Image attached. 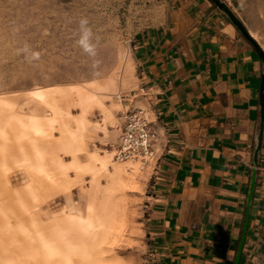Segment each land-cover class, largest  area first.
<instances>
[{
  "label": "crops",
  "instance_id": "crops-1",
  "mask_svg": "<svg viewBox=\"0 0 264 264\" xmlns=\"http://www.w3.org/2000/svg\"><path fill=\"white\" fill-rule=\"evenodd\" d=\"M162 1L166 22L135 36L119 101L105 102L115 105L116 123L92 132L107 137L116 128L114 138L128 106L148 112L158 135L144 200L152 264H235L247 223L240 264H264V65L211 0ZM222 2L233 11L230 0ZM85 118L95 122L91 108ZM122 166L123 177L145 168L137 161Z\"/></svg>",
  "mask_w": 264,
  "mask_h": 264
},
{
  "label": "rangeland",
  "instance_id": "rangeland-1",
  "mask_svg": "<svg viewBox=\"0 0 264 264\" xmlns=\"http://www.w3.org/2000/svg\"><path fill=\"white\" fill-rule=\"evenodd\" d=\"M230 1L236 16L264 46V0ZM167 15L168 9L162 0H0V129L14 137L18 130L13 131L12 127H18L17 119L27 120L30 117L44 122L53 113V106L57 105L62 110V118L55 119L54 128L48 132L50 138L40 137L29 130L31 138L47 145L61 139L67 131L78 132L83 136L86 150L88 144L90 151L97 150L103 154L87 150V155L80 157L82 162L89 161L92 154L98 153L113 164L118 163L114 160V153L107 151L113 152L121 132L114 138L116 128L110 127L107 137L102 132L98 135L94 133L98 130L85 118L87 112L91 108V120L96 122L102 121L103 111L90 95L100 93L105 106L111 108L114 114L115 105L110 107L105 102L119 101L117 91L120 82L124 85L128 81L135 36L148 27L163 25ZM82 20H87L86 27L92 30L94 54L85 52L79 43ZM132 75L133 82H136L135 69ZM36 88L52 92L48 96L49 102L27 95ZM76 88L82 90L81 96ZM134 88L132 83L131 87L121 89V93ZM81 108L83 113L76 116ZM13 109L16 113L11 116ZM121 112L122 109L116 113L118 119ZM81 120L87 127L79 131L78 122ZM7 145L8 141H3L0 136V147L5 149ZM14 149L17 150L15 154H6L5 161L11 168L12 189L23 191L29 179L15 168V162L22 159L23 154L18 152V146ZM70 160L69 155L62 158L65 162ZM123 172L124 169L120 178L126 185L120 191L122 199L117 204L123 210V229L116 240L112 236L103 240L100 258L102 264H152L144 201L152 183L149 168L145 167L137 174H126L124 177L129 183L125 181ZM66 179L73 181L74 201L83 209L102 201L107 181L105 175L98 173L93 178L91 174H86L76 181V173L71 171ZM40 181L42 184H36L38 191L34 195L30 191L25 198L31 208L42 213L37 220L46 235L50 236L48 229H53L54 225L47 214L65 219L66 198L56 185L49 184L43 177ZM25 224L27 237L33 239L35 235L30 221L26 220ZM69 228L74 230L73 224ZM50 237L56 240L54 235ZM112 248L117 259L110 252Z\"/></svg>",
  "mask_w": 264,
  "mask_h": 264
},
{
  "label": "bare ground",
  "instance_id": "bare-ground-1",
  "mask_svg": "<svg viewBox=\"0 0 264 264\" xmlns=\"http://www.w3.org/2000/svg\"><path fill=\"white\" fill-rule=\"evenodd\" d=\"M76 90L81 96L82 90L80 88ZM50 93L52 92L44 88H36L27 95L49 102ZM90 97L102 109L104 115L103 124L97 122L90 124L96 130L105 132L108 124L116 123V118L112 109L105 106L100 93H92ZM52 109L53 113L44 122L30 117L27 120L17 119L18 127H12L13 131L18 130L14 137H10L3 128L0 129L1 139L9 143L5 149L0 147V264H102L100 257L103 254V240L108 236L116 240L122 232L123 210H120L121 205L117 204L122 199L120 191L126 184L120 175L123 171L122 164L134 160L117 161L113 149L114 160L118 162L116 164L98 153L92 154L89 161L82 162L80 157L87 155V150L84 147L83 136L78 132L67 131L61 139L47 145L31 138L29 130L35 131L40 137L50 138L48 132L54 128L55 119L62 118V110L57 105ZM15 113L13 109L10 115L14 116ZM86 127L84 120L78 122L79 131ZM16 146L18 152L23 154V158L15 162V168L29 179L23 191L12 189L9 173L11 168L5 161L6 154H15ZM65 155H69L71 160L62 161ZM111 167L114 168L113 171ZM71 171L76 173V181L86 174H91L93 178H96L98 173L105 175L107 181L104 185V196L99 204H90L83 209L75 203L71 190L73 181L66 179ZM40 177L45 178L49 184L56 185L66 198L65 219L47 214L54 225V228L48 231L51 233L50 236L56 237L55 241L46 235L37 220L42 217V213L31 208L25 198L30 191H33V195L38 191L36 184H42ZM26 220L30 221L35 235L33 239L27 237ZM70 223L73 224L75 231L69 228ZM113 225H116L115 228ZM110 252L117 259L113 248ZM33 260L36 261L32 262Z\"/></svg>",
  "mask_w": 264,
  "mask_h": 264
},
{
  "label": "built area",
  "instance_id": "built-area-1",
  "mask_svg": "<svg viewBox=\"0 0 264 264\" xmlns=\"http://www.w3.org/2000/svg\"><path fill=\"white\" fill-rule=\"evenodd\" d=\"M121 121V136L113 148L115 159L121 162L134 160L146 167L156 158L155 144L158 140L148 112L131 105L122 113Z\"/></svg>",
  "mask_w": 264,
  "mask_h": 264
},
{
  "label": "water",
  "instance_id": "water-1",
  "mask_svg": "<svg viewBox=\"0 0 264 264\" xmlns=\"http://www.w3.org/2000/svg\"><path fill=\"white\" fill-rule=\"evenodd\" d=\"M220 10H222L230 19V21L232 22V24L237 28V30L244 36V38L250 42L254 48L257 50L262 63L264 65V51L261 48L260 44L253 38V36L250 34L249 30L245 27V25L242 23V21L236 16L235 13H233V11L224 3L222 2V0H211ZM263 131H264V75H263V81H262V87H261V140H262V136H263ZM261 140L259 142L257 151L255 153V157L256 159L259 156V153L261 151ZM254 188V185H253ZM253 196V192L250 195V200L252 199ZM247 228H248V223L245 227V231L243 234V239L240 245V249H239V253L236 259L235 264H240V260H241V256H242V252H243V247H244V243H245V239H246V235H247Z\"/></svg>",
  "mask_w": 264,
  "mask_h": 264
},
{
  "label": "clouds",
  "instance_id": "clouds-1",
  "mask_svg": "<svg viewBox=\"0 0 264 264\" xmlns=\"http://www.w3.org/2000/svg\"><path fill=\"white\" fill-rule=\"evenodd\" d=\"M87 24H88L87 20L81 21L82 35L79 40V43L83 47L85 52L94 54V46L91 43V38H92L93 33H92L91 28L86 27Z\"/></svg>",
  "mask_w": 264,
  "mask_h": 264
}]
</instances>
